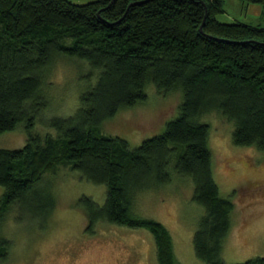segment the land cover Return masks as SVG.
Segmentation results:
<instances>
[{
    "label": "trees",
    "instance_id": "trees-1",
    "mask_svg": "<svg viewBox=\"0 0 264 264\" xmlns=\"http://www.w3.org/2000/svg\"><path fill=\"white\" fill-rule=\"evenodd\" d=\"M225 1L0 0V133L23 123L27 134L23 147L0 148V263L13 247L7 214L16 209L18 222L44 228L55 197L39 185L63 165L107 186L103 204L79 198L85 229L93 233L101 222L145 227L155 237L158 264L180 263L167 228L133 215L135 194L169 183L172 170L190 176L193 200L204 209L195 253L207 264H225L235 203L215 181L203 115L218 111L234 123V144L264 150V26L220 21ZM244 1L261 5L264 20V0ZM60 57L82 62L95 81L73 115L48 122L56 134L36 133L49 104L48 74ZM149 84L183 92L164 131L134 148L102 133L107 118L146 100ZM240 264H264V256Z\"/></svg>",
    "mask_w": 264,
    "mask_h": 264
},
{
    "label": "rangeland",
    "instance_id": "rangeland-1",
    "mask_svg": "<svg viewBox=\"0 0 264 264\" xmlns=\"http://www.w3.org/2000/svg\"><path fill=\"white\" fill-rule=\"evenodd\" d=\"M258 6L262 8L259 4L248 5L244 0H226L225 11L217 18L227 23L264 26V20L253 9ZM87 71L79 60L60 57L54 62L48 74L49 104L41 110L34 132L56 134L48 122L76 112L80 95L90 90L95 81L86 77ZM146 94V100L121 108L107 118L102 123V133L123 138L134 148L163 132L168 122L178 116L183 92L178 88L160 92L149 84ZM203 120L210 126L208 143L213 154L215 181L221 195L231 196L235 203L222 259L225 264H240L264 256V150L234 144V123L216 110L203 115ZM26 141L23 123L0 133V148H21ZM46 176L39 187L44 192H52L55 207L45 227L40 228L37 222H18V212L12 209L7 214L4 230L12 239L13 247L6 262L0 264H158L155 237L145 227L101 222L93 233L85 229L78 200L85 195L103 204L107 194L105 184L84 180L78 172L63 165ZM171 177L169 183L141 188L135 194L132 213L158 221L167 228L180 264H207L197 257L193 244L204 209L193 200L192 178L174 170ZM4 191L0 186V197Z\"/></svg>",
    "mask_w": 264,
    "mask_h": 264
},
{
    "label": "crops",
    "instance_id": "crops-1",
    "mask_svg": "<svg viewBox=\"0 0 264 264\" xmlns=\"http://www.w3.org/2000/svg\"><path fill=\"white\" fill-rule=\"evenodd\" d=\"M253 9H254V11H255V14L258 15V17H261V13H260V12H262V11H261L262 8L258 6V7L253 8ZM259 13H260V14H259Z\"/></svg>",
    "mask_w": 264,
    "mask_h": 264
}]
</instances>
